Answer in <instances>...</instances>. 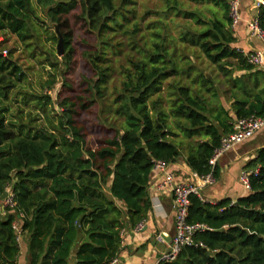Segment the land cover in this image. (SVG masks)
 Here are the masks:
<instances>
[{
	"label": "trees",
	"instance_id": "trees-1",
	"mask_svg": "<svg viewBox=\"0 0 264 264\" xmlns=\"http://www.w3.org/2000/svg\"><path fill=\"white\" fill-rule=\"evenodd\" d=\"M229 7L0 0V32L48 67L45 93L22 98L38 115L26 121L19 110L8 119L9 95L27 73L0 49V196L13 201L0 211V264L17 263L16 221L28 237L27 264H110L121 232L148 216L155 162L182 160L218 178L209 160L221 138L236 119L264 116V71L235 47ZM46 19L58 25L61 56L40 47L42 34L59 39ZM257 19L264 30V1ZM245 167L257 168L248 195L216 203L189 196L187 222L204 228L158 264H264V144Z\"/></svg>",
	"mask_w": 264,
	"mask_h": 264
},
{
	"label": "crops",
	"instance_id": "crops-1",
	"mask_svg": "<svg viewBox=\"0 0 264 264\" xmlns=\"http://www.w3.org/2000/svg\"><path fill=\"white\" fill-rule=\"evenodd\" d=\"M257 0H240L239 22L233 28L236 39L235 47L245 52L256 49L264 51L261 40L251 35L247 27L248 21L257 14L258 8L255 6ZM255 140L245 149L236 152L223 159L220 165L217 161L219 176L215 183L205 187L199 196L204 201L216 203L220 199L230 198L233 201L238 197L249 194V187L240 178L248 160L255 156L256 149L264 144V127L256 132ZM251 137V138H252ZM250 139V138H249ZM176 181H187L190 179L192 171L187 168L182 160L169 166ZM251 170V169H247ZM163 175L157 171H152L150 177L149 198L151 209L142 229L135 231L133 227H125L122 234L120 250L116 256L114 264H156L162 255L169 251L172 238L175 235V212L172 208V189L164 186L157 189V183ZM3 202L0 211H4ZM19 232L16 231L19 242V256L16 264H27V245L23 242L19 223L16 221ZM23 243V244H22Z\"/></svg>",
	"mask_w": 264,
	"mask_h": 264
},
{
	"label": "built area",
	"instance_id": "built-area-1",
	"mask_svg": "<svg viewBox=\"0 0 264 264\" xmlns=\"http://www.w3.org/2000/svg\"><path fill=\"white\" fill-rule=\"evenodd\" d=\"M264 0H257L255 6L258 8ZM229 15L232 21V28L239 22L240 13L239 5L240 0H229ZM247 27L251 35L258 37L264 45V30L260 27L257 14L253 16L247 23ZM241 51L247 59V62L253 65L257 69L264 71V51L253 50L250 52ZM264 127V116L250 115L248 117L238 118L234 121L233 130L227 135H224L220 144L214 149L213 154L209 160V164L216 165L218 159L228 150L236 145L251 138L256 132ZM154 171H157L163 175L162 179L157 183V189H161L164 186L171 187L172 189V208L175 212V235L172 238L170 249L162 255L159 261H173L180 249L185 245L193 243V234L204 228V225L199 223H188V206L189 196L191 194L199 195V193L208 186L215 183V178L211 173L200 175L192 172L191 177L187 181H176L174 174L169 170V166L161 161L155 162ZM257 168L253 170L244 169L240 178L241 181L248 186V177L251 172H256ZM13 205L12 194L8 192L6 198L3 199V207H11ZM144 221L137 223L133 228L135 231L142 229ZM14 229L19 232L17 224H13ZM124 230L121 232L123 234ZM18 236V235H17ZM18 239V237H17ZM116 258L112 259L110 264L116 262ZM158 261V262H159ZM158 262L156 264H158Z\"/></svg>",
	"mask_w": 264,
	"mask_h": 264
},
{
	"label": "rangeland",
	"instance_id": "rangeland-1",
	"mask_svg": "<svg viewBox=\"0 0 264 264\" xmlns=\"http://www.w3.org/2000/svg\"><path fill=\"white\" fill-rule=\"evenodd\" d=\"M35 2L36 0H34V3ZM44 25L48 33L51 34L52 32H54V27L48 19H46V23ZM46 36L47 34H42L40 47L42 46L41 48L52 50L54 54H56L57 42L53 44L51 42H48ZM40 47L35 46L36 54H38L39 52L38 50H41ZM0 49L3 51V54H8V52L11 51L13 57L16 59L18 58V62L22 65V68L27 73L26 79L22 80L18 84V86L11 91L9 95V99L7 102L8 110L6 112V117L8 119H11L12 117H14L13 115L18 116L19 110H22L21 116L23 117L24 120H26L29 117V112H32L30 114L32 117H36L38 115V108L35 106L33 102H29L28 104L25 105L22 102V98L24 97L25 94L38 95L45 93V88L42 87V82L45 79H47L46 71L48 67L46 66L44 68L43 65L38 62V57H37L38 55L36 57L31 56L30 51L24 48V44L19 42L17 38L9 32H0ZM202 67L206 68V65H203ZM208 70L209 69H207L206 71L207 74H209ZM49 93L52 94L53 92L49 91ZM36 124H38V119L36 120ZM253 140H255V136L245 140L244 142L236 145L235 147L225 152L221 156V159L219 161L220 165L223 164L222 161L225 157L230 156L231 154H234L236 152L245 150L253 142ZM22 239L23 242L26 243L28 247V237L26 235H22ZM27 255H28V249L26 250V256Z\"/></svg>",
	"mask_w": 264,
	"mask_h": 264
},
{
	"label": "water",
	"instance_id": "water-1",
	"mask_svg": "<svg viewBox=\"0 0 264 264\" xmlns=\"http://www.w3.org/2000/svg\"><path fill=\"white\" fill-rule=\"evenodd\" d=\"M53 27H54V30L57 33L58 37H59L58 42H57V46H56L57 55L61 56L62 55V52H63L62 37H61L60 31L58 29V25L56 23H53ZM207 76H208V74H207ZM7 194H8V192H4L0 196V198L1 199L6 198Z\"/></svg>",
	"mask_w": 264,
	"mask_h": 264
}]
</instances>
